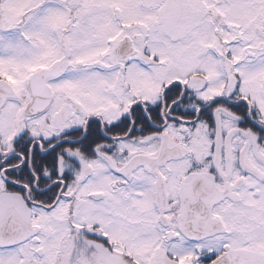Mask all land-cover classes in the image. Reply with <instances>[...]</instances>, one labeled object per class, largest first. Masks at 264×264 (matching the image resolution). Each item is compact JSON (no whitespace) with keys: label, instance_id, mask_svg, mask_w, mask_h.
Segmentation results:
<instances>
[{"label":"snow or ice","instance_id":"1","mask_svg":"<svg viewBox=\"0 0 264 264\" xmlns=\"http://www.w3.org/2000/svg\"><path fill=\"white\" fill-rule=\"evenodd\" d=\"M0 264H264V0H0Z\"/></svg>","mask_w":264,"mask_h":264}]
</instances>
